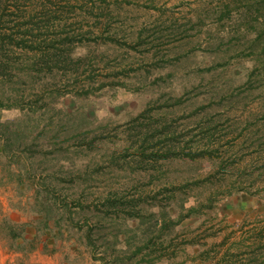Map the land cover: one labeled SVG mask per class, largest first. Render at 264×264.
I'll use <instances>...</instances> for the list:
<instances>
[{
	"label": "rangeland",
	"instance_id": "rangeland-1",
	"mask_svg": "<svg viewBox=\"0 0 264 264\" xmlns=\"http://www.w3.org/2000/svg\"><path fill=\"white\" fill-rule=\"evenodd\" d=\"M228 1L0 0V33L33 48L0 45L16 61L0 100L12 83L20 101L0 107V223L39 242L17 252L0 234V264H102L77 227L111 192L159 218L201 202L154 264H264L263 66L245 55L255 31L213 22Z\"/></svg>",
	"mask_w": 264,
	"mask_h": 264
},
{
	"label": "trees",
	"instance_id": "trees-1",
	"mask_svg": "<svg viewBox=\"0 0 264 264\" xmlns=\"http://www.w3.org/2000/svg\"><path fill=\"white\" fill-rule=\"evenodd\" d=\"M233 15L236 17V20H233L231 25L234 26L235 24L238 29H240L241 26L248 27L246 29H251L252 32H256L255 38L253 37L254 39L250 38L247 40L250 45L248 47V52L245 53V55L252 56L256 62L261 63L263 66L262 71H260L261 80H263L261 81L258 78L256 81L259 82V87H261L262 84L264 86V59L262 58L264 55V0H230L228 3L221 4L217 10L213 12L214 18L212 20L215 24H218L219 27H222L223 23H228L232 20ZM25 39H27L26 36H22L20 38L21 42L14 44L12 38H9V35L6 34V32L0 33V45L4 46L7 43L11 48L14 47L13 45H18L17 47H20L21 50H26L25 52H29L27 50H30V52L33 51L32 46L25 44ZM2 52L3 49L2 46H0V53ZM9 52L14 53V50L11 49ZM5 53L7 56L10 55V53L7 54V51ZM6 69H16V61L11 58L3 59L0 57V71L2 72ZM32 78L33 77H30V79ZM4 82H6L5 79ZM11 84L12 83H10V87L5 91L9 94L6 98L8 104L0 100V107H19L20 101L15 98L16 96H13V94H16L17 88ZM35 111L36 109L34 108L30 110V112ZM6 125V123L4 124L0 122V129H3L2 127H5L6 129ZM12 134H17V132L15 131ZM144 140L145 138L143 139V142ZM0 142H3L2 138H0ZM1 145L2 152H5V144ZM172 148L175 149V146H172ZM203 154L207 157L210 156V152L204 151L199 154L197 153V156L188 154V157L190 160H194L198 156L203 158ZM18 157L21 159L20 155ZM197 183L198 180H196L194 184ZM176 190L179 191L180 188L178 187ZM46 193L45 204L48 207V212L58 206L57 208L61 209L62 215H68L69 213V218L72 220V211L68 208V204L62 202L57 195H55L54 198L59 200L60 204L58 202L52 204L50 202L49 192L47 191ZM157 193L154 192L155 195L147 197L154 200L156 199L155 196ZM173 195H176L175 191L173 192ZM199 195V193L196 194V197ZM211 199L208 202H212ZM144 200L146 202L145 198ZM101 202L102 208L95 206L96 208L94 207L90 209V207L87 206L89 212L88 217L84 216L83 221L77 229L80 232L81 237H84L87 241V245L93 249L92 251L90 250L93 259L95 261H100L102 264H154L155 262L160 261L163 259L164 255L158 254V248H161L165 242L171 240L169 239L172 235L171 229L181 220L199 215L202 205L199 201L200 205L191 206L184 214L182 213L179 215L177 219H172L170 218L169 212L166 210L160 213V218L158 217L159 215L157 212H152L151 210L157 207L155 203L145 205L144 207L141 206V209L150 211H146L142 214V210H139L140 208H138V205L131 204V201L124 202L121 197H118L116 192H111L104 196ZM181 207L183 210V203L181 204ZM75 208L84 210L86 207L81 201H78ZM136 209L138 210L135 211ZM120 214L123 216H120ZM47 220H49V218ZM131 222H136L135 226L134 224H130ZM25 225L26 224L18 225L11 222L0 223V234H2L3 238L7 240L12 250L30 253L38 249L39 242L37 236L32 239L23 237V231H20V229L25 227ZM45 226L47 227L46 221ZM105 227L106 230L110 229L107 236L108 241L104 245V250L99 256H97V252H94V249L97 248L95 235L96 232ZM123 228L125 229L124 231H122ZM20 239H22L25 244L20 243L18 248L14 247V244ZM262 246L259 247L261 248ZM232 257V254H225V256L216 264H220L222 261L226 263L227 261L230 262Z\"/></svg>",
	"mask_w": 264,
	"mask_h": 264
}]
</instances>
